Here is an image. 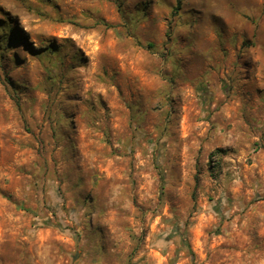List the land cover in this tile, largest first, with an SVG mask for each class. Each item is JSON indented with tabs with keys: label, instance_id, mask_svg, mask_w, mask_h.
<instances>
[{
	"label": "rangeland",
	"instance_id": "1",
	"mask_svg": "<svg viewBox=\"0 0 264 264\" xmlns=\"http://www.w3.org/2000/svg\"><path fill=\"white\" fill-rule=\"evenodd\" d=\"M175 5L0 0V264H264V0Z\"/></svg>",
	"mask_w": 264,
	"mask_h": 264
},
{
	"label": "trees",
	"instance_id": "2",
	"mask_svg": "<svg viewBox=\"0 0 264 264\" xmlns=\"http://www.w3.org/2000/svg\"><path fill=\"white\" fill-rule=\"evenodd\" d=\"M182 5H183V0H176V5H175L174 8H173V14H174V15L179 13V11H180L181 8H182ZM150 46H152V45H150ZM218 152H223V150H222V149H217L216 151H214V152L211 154V156H212L213 154L218 153Z\"/></svg>",
	"mask_w": 264,
	"mask_h": 264
}]
</instances>
